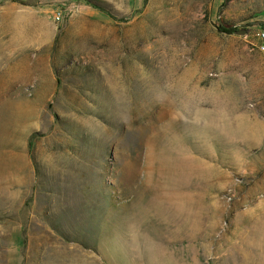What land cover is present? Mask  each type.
Wrapping results in <instances>:
<instances>
[{
	"label": "rangeland",
	"instance_id": "rangeland-1",
	"mask_svg": "<svg viewBox=\"0 0 264 264\" xmlns=\"http://www.w3.org/2000/svg\"><path fill=\"white\" fill-rule=\"evenodd\" d=\"M261 33L264 0H0V264H264Z\"/></svg>",
	"mask_w": 264,
	"mask_h": 264
},
{
	"label": "built area",
	"instance_id": "built-area-1",
	"mask_svg": "<svg viewBox=\"0 0 264 264\" xmlns=\"http://www.w3.org/2000/svg\"><path fill=\"white\" fill-rule=\"evenodd\" d=\"M55 20H56V21H59V20H60V17L57 15V16L55 17ZM259 38H260L261 41H262V44L259 45V49H260L261 51H264V33L259 34Z\"/></svg>",
	"mask_w": 264,
	"mask_h": 264
}]
</instances>
